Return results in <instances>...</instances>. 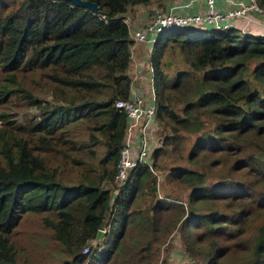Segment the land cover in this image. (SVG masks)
I'll list each match as a JSON object with an SVG mask.
<instances>
[{"label":"trees","instance_id":"trees-1","mask_svg":"<svg viewBox=\"0 0 264 264\" xmlns=\"http://www.w3.org/2000/svg\"><path fill=\"white\" fill-rule=\"evenodd\" d=\"M95 1L98 11L71 0H0V105L18 95L40 108L26 123L0 111V264H28L19 261L14 240L25 213H37L67 252L61 264H169L160 245L176 225L190 258L181 264H264V35L234 27H172L157 35L150 53L156 119L171 133L150 157L155 167L159 156L178 163L169 172L192 187L190 209L155 189L136 205L154 179L147 164L116 192L107 182L127 122L114 102L131 96L133 39L124 15L150 0ZM175 48L185 66L171 72L163 57ZM26 70L38 71L33 82L49 88L52 103L42 104L22 83L18 72ZM74 120L105 146L96 167L76 155L83 141L72 151L57 148L58 132ZM186 133L194 134L187 148ZM206 156L209 164L231 161L241 174L231 177L229 169L208 183L201 168L180 164L187 157L199 165ZM207 200L217 205L194 209ZM104 224L101 238L83 251Z\"/></svg>","mask_w":264,"mask_h":264},{"label":"rangeland","instance_id":"rangeland-1","mask_svg":"<svg viewBox=\"0 0 264 264\" xmlns=\"http://www.w3.org/2000/svg\"><path fill=\"white\" fill-rule=\"evenodd\" d=\"M156 5L162 6L161 3ZM210 27L213 26H208L206 28L209 29ZM173 53L175 55L167 53L163 57L165 66L171 72L185 66V61L182 59V55L178 48H175ZM37 72V70L35 73L32 70L19 71L18 77L24 85L28 86L35 94L38 95V97H40L42 104L49 105L48 103H52L53 95L49 88L43 87L41 84H35L33 82V78H35ZM181 104V100L175 103L178 108ZM2 110H6L12 118L21 123H26L29 116H37L40 112V108L36 103H23L22 99L18 95L12 96L7 102H5L3 105H0V111ZM212 125L213 123L211 120H206L204 129H208ZM153 131L154 145L160 144V139H162L165 134L171 133V131L166 127L163 128L160 122L158 124V120H156V126L154 127ZM181 132L185 133V131ZM186 134L187 138H184L183 140L185 148L189 146V140L194 136V134H196V132L194 134ZM27 135L30 136L29 134ZM57 136V148H67L68 150L72 151L73 148H75V144H79L83 141V145L79 147L81 148L79 150L80 152L76 151V155L78 157H80L81 153L85 158L84 160L91 162L95 167L99 164L100 160H103L105 152L104 144L100 140H93V138L88 134V128L83 123L75 120L71 121L58 132ZM47 148L50 147L47 146ZM90 148H92L93 151H90ZM56 158H65V155L62 156L57 154ZM175 164L178 163H173L169 157L164 156V160H161L159 156L158 164L155 167L156 173L152 172L154 174V179L151 183L152 188L151 186H147L142 191H140L138 198H136V205H141L144 200L150 197L149 191H153V189H155L156 196H164L174 202L181 203L185 210L190 209L187 203V198L189 190H191L192 187H190L186 181L174 178L169 172L170 168L175 166ZM180 164L193 168H201V170H203L205 173V179L208 183L220 178L221 175L225 174L227 171H229V169V176L231 177H236L241 174L239 170H235V168L232 167L231 161L230 163H226L225 161L223 165L220 164V162L215 163L214 161L209 164L208 156L201 158V163L199 165L189 161L187 157H185V159ZM96 170L97 169L94 171ZM107 183L113 186L116 184L113 178ZM215 204L216 203H214V201L209 200L199 201L196 203V206H194V209L205 212V210L214 207ZM109 219L110 216L107 217L106 222H108ZM259 219H261V217ZM103 226H105L106 229L108 227L107 224H104ZM248 229V231L243 233L244 235L249 233L250 227H248ZM195 231L199 232L196 229ZM14 240L17 252L20 254L18 259L21 262L25 261V263L28 264H61L65 257H67V252L61 250L59 245L50 239L48 231L42 225L40 217L37 213H25L22 216V220L16 228V237L14 236ZM94 244L95 243L93 242V245ZM203 245H205V243H203ZM160 247L161 257L169 256V264H181L182 262L188 261L190 259L187 252L183 248L177 225L172 227L171 231L167 233L166 239L161 242Z\"/></svg>","mask_w":264,"mask_h":264},{"label":"built area","instance_id":"built-area-1","mask_svg":"<svg viewBox=\"0 0 264 264\" xmlns=\"http://www.w3.org/2000/svg\"><path fill=\"white\" fill-rule=\"evenodd\" d=\"M222 2L224 4H218L217 0H205L203 8L198 11L181 9L189 2L173 1L169 8L154 5L141 27H132L128 14L124 15V20L127 22L130 36L137 41H146L149 45V52L157 35L167 28H206L208 26L217 29L236 28L234 26L235 21L253 18L255 14L259 21L264 24V6L258 0H222ZM237 31L239 32L238 29ZM148 69L152 89L150 96L137 92L132 85L130 97L118 98L114 102L119 109L125 112L127 117L113 175V180L116 183L115 192L126 180L128 173L141 164H147L149 169L156 173L150 157V152L154 146L153 130L157 120V100L153 88V69L150 62ZM93 242L95 243L94 238L84 244L83 251H88Z\"/></svg>","mask_w":264,"mask_h":264},{"label":"crops","instance_id":"crops-1","mask_svg":"<svg viewBox=\"0 0 264 264\" xmlns=\"http://www.w3.org/2000/svg\"><path fill=\"white\" fill-rule=\"evenodd\" d=\"M161 3L164 8H169L173 0H150L147 3H134L127 9L132 27H141L146 21L152 6ZM181 2H189L181 9L189 11L201 10L205 0H176ZM218 4H224L222 0H217ZM234 26L239 32H249L254 34H264V24H262L258 16L255 14L250 19H240L235 21ZM190 28V27H188ZM254 28V29H253ZM202 29H207L202 27ZM149 64V45L146 41L133 40L131 44V57L128 66V72L131 75V85L133 84L137 92L145 96H150L151 84L148 69Z\"/></svg>","mask_w":264,"mask_h":264},{"label":"water","instance_id":"water-1","mask_svg":"<svg viewBox=\"0 0 264 264\" xmlns=\"http://www.w3.org/2000/svg\"><path fill=\"white\" fill-rule=\"evenodd\" d=\"M74 4L80 5V6H85L93 11H98L99 10V4L95 0H71ZM106 231L105 228L103 227H98L94 241H98L103 233Z\"/></svg>","mask_w":264,"mask_h":264},{"label":"clouds","instance_id":"clouds-1","mask_svg":"<svg viewBox=\"0 0 264 264\" xmlns=\"http://www.w3.org/2000/svg\"><path fill=\"white\" fill-rule=\"evenodd\" d=\"M125 15H127V11L125 12ZM186 28H188V27H186ZM190 28H194V27H190ZM210 29V28H209ZM238 32V31H237ZM240 33V32H239ZM263 35V34H262ZM129 36H130V34H129ZM131 37V36H130ZM132 38V37H131ZM133 39V38H132ZM134 40V39H133ZM137 41V40H136ZM154 43V42H153ZM153 46V45H152ZM151 50H152V48H151ZM151 50H150V52H149V62L151 63V61H150V53H151ZM152 65V64H151ZM152 69H153V67H152ZM153 71V70H152ZM133 85V84H132ZM131 85V86H132ZM153 88H154V86H153ZM0 124H1V119H0ZM103 227V226H102ZM96 242V241H95Z\"/></svg>","mask_w":264,"mask_h":264}]
</instances>
